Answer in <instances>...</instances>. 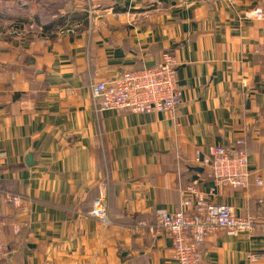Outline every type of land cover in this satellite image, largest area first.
Listing matches in <instances>:
<instances>
[{"label":"crops","instance_id":"obj_1","mask_svg":"<svg viewBox=\"0 0 264 264\" xmlns=\"http://www.w3.org/2000/svg\"><path fill=\"white\" fill-rule=\"evenodd\" d=\"M263 1L0 0L2 264H172L154 213L189 185L255 222L208 237L204 264H264ZM164 52L173 115L97 110L93 84ZM210 146L247 157V189L215 185ZM96 199L107 224L87 215Z\"/></svg>","mask_w":264,"mask_h":264},{"label":"built area","instance_id":"obj_2","mask_svg":"<svg viewBox=\"0 0 264 264\" xmlns=\"http://www.w3.org/2000/svg\"><path fill=\"white\" fill-rule=\"evenodd\" d=\"M252 18L262 24L261 53L264 54V1L254 10ZM177 63L174 57L164 52L158 61L148 68L128 70L114 80H104L90 87V96L100 112H126L133 115L168 113L173 115L181 104V91L176 78ZM4 154L0 153V164ZM209 168L216 186L228 184L242 190L248 187L250 175L247 157L239 152L232 156L222 146H210L207 156L199 163ZM257 186L263 181L257 178ZM213 193V190L210 191ZM180 203L174 212L157 209L154 213L157 231H163L171 244L168 256L172 264H204V243L210 236L226 234L252 235L255 222L250 217L235 216L227 205L210 201L196 187L189 185L179 190ZM16 204V199H12ZM89 217L108 223L107 207L100 200L93 201ZM5 226L0 221V264L6 246L2 241ZM260 254H251L256 260Z\"/></svg>","mask_w":264,"mask_h":264},{"label":"water","instance_id":"obj_3","mask_svg":"<svg viewBox=\"0 0 264 264\" xmlns=\"http://www.w3.org/2000/svg\"><path fill=\"white\" fill-rule=\"evenodd\" d=\"M122 73H123V72H121L120 74H116V75L112 78V80H114V79H116L117 77H119Z\"/></svg>","mask_w":264,"mask_h":264},{"label":"rangeland","instance_id":"obj_4","mask_svg":"<svg viewBox=\"0 0 264 264\" xmlns=\"http://www.w3.org/2000/svg\"><path fill=\"white\" fill-rule=\"evenodd\" d=\"M1 220H2V219H1ZM1 220H0V221H1ZM3 221H4V220H3Z\"/></svg>","mask_w":264,"mask_h":264},{"label":"trees","instance_id":"obj_5","mask_svg":"<svg viewBox=\"0 0 264 264\" xmlns=\"http://www.w3.org/2000/svg\"><path fill=\"white\" fill-rule=\"evenodd\" d=\"M4 221H5V220H4ZM4 227H5V226H4ZM4 227H3V228H4Z\"/></svg>","mask_w":264,"mask_h":264}]
</instances>
